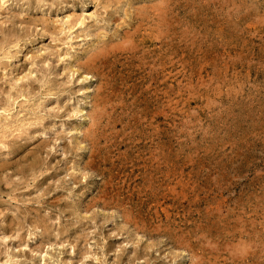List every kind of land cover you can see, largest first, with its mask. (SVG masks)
Instances as JSON below:
<instances>
[{
    "label": "rangeland",
    "instance_id": "374dc122",
    "mask_svg": "<svg viewBox=\"0 0 264 264\" xmlns=\"http://www.w3.org/2000/svg\"><path fill=\"white\" fill-rule=\"evenodd\" d=\"M0 264H264V0H0Z\"/></svg>",
    "mask_w": 264,
    "mask_h": 264
},
{
    "label": "bare ground",
    "instance_id": "6f19581e",
    "mask_svg": "<svg viewBox=\"0 0 264 264\" xmlns=\"http://www.w3.org/2000/svg\"><path fill=\"white\" fill-rule=\"evenodd\" d=\"M81 21V20H80ZM130 31V30H129ZM123 49V48H122ZM99 52V51H98ZM80 63V62H79ZM92 68V67H91ZM112 92V91H111Z\"/></svg>",
    "mask_w": 264,
    "mask_h": 264
}]
</instances>
